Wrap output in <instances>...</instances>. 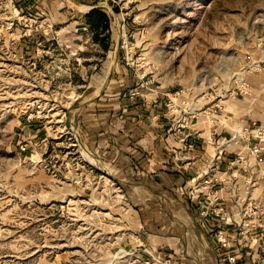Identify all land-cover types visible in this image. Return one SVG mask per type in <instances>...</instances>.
<instances>
[{
  "label": "rangeland",
  "instance_id": "1",
  "mask_svg": "<svg viewBox=\"0 0 264 264\" xmlns=\"http://www.w3.org/2000/svg\"><path fill=\"white\" fill-rule=\"evenodd\" d=\"M96 3L111 8L114 29L86 25L94 0H0V264L193 263V251L183 255L145 227L149 190L125 184L87 144L79 106L108 97L92 72L112 33L134 99L170 88L163 105L182 131L200 116L243 125L216 102L264 37V0ZM92 79L99 89L89 87ZM171 90L181 92L174 111L166 105Z\"/></svg>",
  "mask_w": 264,
  "mask_h": 264
},
{
  "label": "crops",
  "instance_id": "2",
  "mask_svg": "<svg viewBox=\"0 0 264 264\" xmlns=\"http://www.w3.org/2000/svg\"><path fill=\"white\" fill-rule=\"evenodd\" d=\"M94 6L110 14V25L90 21L88 12ZM92 7L83 14L86 25L97 33L103 27L109 31L114 29L111 8L99 3ZM94 40L100 42L95 34ZM103 46V61L92 75L98 80L102 76L106 81L108 97L96 96L82 101L80 124L87 144L122 173L119 174L125 184L149 190L150 194L142 201L148 203L146 210L153 213V217L145 219V227L152 228L156 236H163L162 241L171 243V247L183 251V255L186 249L190 254L193 251L192 264H200L198 261L202 264H264V153L257 157L251 169L241 162L231 164L232 157L246 147V141L237 147L236 144L235 147L225 146L224 124L213 116H200L192 124L193 130L182 131L163 105L164 91L170 88H160L151 96L134 99L127 92L131 69L122 62L112 33ZM249 79L252 94L226 100V115L234 124H243L252 118L264 122V73L254 72ZM101 85L93 79L89 83L93 90ZM252 95L258 99L246 101L254 97ZM213 107L211 105L210 109ZM214 136L218 137L217 144ZM249 170L252 184L250 173H246ZM207 176L212 180L208 182ZM252 185V194H248L247 188ZM198 191L200 198L195 196ZM211 197H218L226 205L227 220L214 213H202L214 204ZM218 228L228 237L227 246L218 240L215 234Z\"/></svg>",
  "mask_w": 264,
  "mask_h": 264
},
{
  "label": "built area",
  "instance_id": "3",
  "mask_svg": "<svg viewBox=\"0 0 264 264\" xmlns=\"http://www.w3.org/2000/svg\"><path fill=\"white\" fill-rule=\"evenodd\" d=\"M250 58L245 59V62L242 65V77H240V73H233L234 77L233 81L228 84H224L220 88V95L221 97L216 102V105L220 108L219 113H224L226 115V107L224 105V99L231 98V97H238L239 95H248L252 93V82L249 79V76L251 73L254 72H262L264 73V37L262 35L258 38V47L254 51H249ZM217 91V89H215ZM180 90H171L166 93L167 101L166 105L169 110H176L178 109V106L182 105L181 101L177 100V98L180 95ZM224 109V111L222 110ZM217 110V108H215ZM222 110V111H221ZM213 110L210 111V113ZM214 112V111H213ZM217 112V111H216ZM216 118V117H215ZM217 119V118H216ZM218 120V119H217ZM224 128L226 131L230 133V137H226L224 139L225 141H230L236 137L237 134H241L243 138L246 141V147L244 150L237 152L232 159L230 160V163H243L246 168H253L255 164V160L257 157L264 153V122L257 119L252 118L250 121L244 123L242 132L239 129L233 130V128L230 125L224 124ZM241 141V140H240ZM223 144V143H222ZM222 144L219 145V147H222ZM264 177V175H263ZM208 182L211 179H206ZM195 196H198L200 198L201 194L198 191V193L195 194ZM210 198V197H209ZM211 201L214 202L213 206H210L209 208L203 209L202 213L209 215L210 213H214L216 215L222 216L224 220L228 219V208L225 204L221 203L219 201L218 197H211ZM212 221V220H211ZM216 236L218 240L221 242L223 246H227L229 243V239L224 233L223 229H217L216 230Z\"/></svg>",
  "mask_w": 264,
  "mask_h": 264
},
{
  "label": "trees",
  "instance_id": "4",
  "mask_svg": "<svg viewBox=\"0 0 264 264\" xmlns=\"http://www.w3.org/2000/svg\"><path fill=\"white\" fill-rule=\"evenodd\" d=\"M96 3V0H94ZM89 19L91 22L101 24L102 26L106 23V25L110 22L111 16L110 14L103 8L94 6L89 10ZM103 21L105 23L103 24ZM110 25V23H109Z\"/></svg>",
  "mask_w": 264,
  "mask_h": 264
},
{
  "label": "bare ground",
  "instance_id": "5",
  "mask_svg": "<svg viewBox=\"0 0 264 264\" xmlns=\"http://www.w3.org/2000/svg\"><path fill=\"white\" fill-rule=\"evenodd\" d=\"M240 73H242V72H240ZM240 77H242L241 75H240ZM251 105V104H250ZM232 106H235V105H232ZM243 126H244V124L243 125H237V126H235V127H232L233 128V130H234V128L235 129H239L241 132H242V130H243ZM238 139H242V140H244V138H243V136L240 134H237L236 135V137L234 138V139H232V140H234V141H232V140H230L229 141V146H233V145H235V143L236 142H238ZM236 141V142H235Z\"/></svg>",
  "mask_w": 264,
  "mask_h": 264
}]
</instances>
